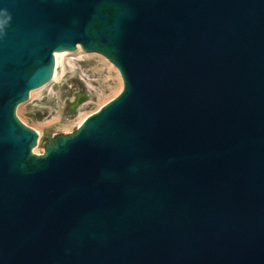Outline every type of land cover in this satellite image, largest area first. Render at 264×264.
<instances>
[{
    "label": "water",
    "instance_id": "95a60500",
    "mask_svg": "<svg viewBox=\"0 0 264 264\" xmlns=\"http://www.w3.org/2000/svg\"><path fill=\"white\" fill-rule=\"evenodd\" d=\"M3 10L0 264H264V0ZM77 44L123 88L33 153L17 108Z\"/></svg>",
    "mask_w": 264,
    "mask_h": 264
},
{
    "label": "rangeland",
    "instance_id": "374dc122",
    "mask_svg": "<svg viewBox=\"0 0 264 264\" xmlns=\"http://www.w3.org/2000/svg\"><path fill=\"white\" fill-rule=\"evenodd\" d=\"M67 53L58 65V78L32 91H38L37 95H31L17 108L18 118L39 135V153L44 151L43 143L48 136L74 131L87 114L122 88L118 70L104 56L82 50ZM80 92L86 98L71 110Z\"/></svg>",
    "mask_w": 264,
    "mask_h": 264
},
{
    "label": "bare ground",
    "instance_id": "6f19581e",
    "mask_svg": "<svg viewBox=\"0 0 264 264\" xmlns=\"http://www.w3.org/2000/svg\"><path fill=\"white\" fill-rule=\"evenodd\" d=\"M77 50H79V51H84L82 48H81V46L79 45V44H77V47H76V50H74V51H68V50H63V51H56L55 52V56H56V58H55V64H54V71H53V77H51V79H50V81L51 80H55V79H57L58 78V76H57V68H58V65L60 64V61L61 60H63V58L65 57V56H67V52H76ZM85 53H88V54H91V55H94V54H99V53H96V52H86V51H84ZM101 55V54H100ZM56 63H57V67H56ZM120 74V73H119ZM121 76V75H120ZM46 84V83H45ZM44 86V84L43 85H41V86H39V87H36V88H34V89H32V90H30V92H29V94H30V96L32 95H37L36 93L38 92V91H35V92H33V93H31L32 91H34V90H37V89H40L41 87H43ZM40 91V90H39ZM38 144H36L33 148H32V151H33V153H39V152H37V147L39 146V144H40V141H39V135H38Z\"/></svg>",
    "mask_w": 264,
    "mask_h": 264
},
{
    "label": "clouds",
    "instance_id": "9594fccd",
    "mask_svg": "<svg viewBox=\"0 0 264 264\" xmlns=\"http://www.w3.org/2000/svg\"><path fill=\"white\" fill-rule=\"evenodd\" d=\"M0 15H8L7 10L0 11Z\"/></svg>",
    "mask_w": 264,
    "mask_h": 264
}]
</instances>
